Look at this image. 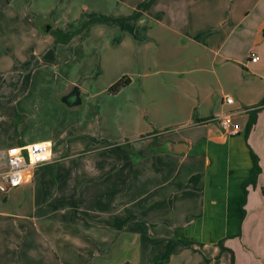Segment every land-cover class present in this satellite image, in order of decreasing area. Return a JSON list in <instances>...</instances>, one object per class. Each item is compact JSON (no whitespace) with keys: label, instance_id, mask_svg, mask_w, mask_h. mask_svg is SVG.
<instances>
[{"label":"crops","instance_id":"0c3cea01","mask_svg":"<svg viewBox=\"0 0 264 264\" xmlns=\"http://www.w3.org/2000/svg\"><path fill=\"white\" fill-rule=\"evenodd\" d=\"M23 1L0 0V172L11 147L53 151L0 189V264H231L219 243L243 236L264 176V0H90L89 17Z\"/></svg>","mask_w":264,"mask_h":264},{"label":"rangeland","instance_id":"374dc122","mask_svg":"<svg viewBox=\"0 0 264 264\" xmlns=\"http://www.w3.org/2000/svg\"><path fill=\"white\" fill-rule=\"evenodd\" d=\"M8 3L10 0H4ZM7 1V2H6ZM71 2V12L73 14L84 13L88 17L94 11L93 6L90 4V0H63V4L69 6ZM89 3L90 9H84L82 4ZM23 5L25 2L20 0ZM38 3V2H37ZM63 4L57 8H61ZM97 15V14H96ZM31 18V17H29ZM2 27V25H0ZM1 36V35H0ZM2 37V36H1ZM68 112V111H67ZM89 117V114H85ZM91 115V114H90ZM74 115L67 113V123L74 121ZM20 121V119H18ZM264 176L261 178L259 185L254 191L253 189L249 192V204L245 208L247 213V219L244 223L243 236L233 237L226 241V246L229 247L234 256L237 257V264H264ZM229 262V260H228Z\"/></svg>","mask_w":264,"mask_h":264},{"label":"built area","instance_id":"2783aa9c","mask_svg":"<svg viewBox=\"0 0 264 264\" xmlns=\"http://www.w3.org/2000/svg\"><path fill=\"white\" fill-rule=\"evenodd\" d=\"M258 57L253 55V62ZM228 104L233 103V98L227 97ZM220 126L225 134L236 136L240 134L241 127L232 120V115L223 116L219 119ZM53 147L50 142H39L9 148L5 168L0 172L3 192L20 186L25 180V172L35 170L49 164L52 160Z\"/></svg>","mask_w":264,"mask_h":264},{"label":"trees","instance_id":"16d2710c","mask_svg":"<svg viewBox=\"0 0 264 264\" xmlns=\"http://www.w3.org/2000/svg\"><path fill=\"white\" fill-rule=\"evenodd\" d=\"M154 0H150L147 5L145 6V9H148L151 4L153 3ZM138 15V14H137ZM136 15V16H137ZM100 21H104V19L100 18V19H95V20H92L90 21L88 24H91V23H96V22H100ZM85 25V27L88 26ZM82 30L78 31V32H75V33H71V34H66L62 31H59L58 33H56V35L59 37V41L62 42V43H68L75 35L79 34ZM131 80L130 78L128 77H125V78H122L121 80H119L118 82H116L111 88H110V92L112 94H116L118 92H120L123 88L127 87L129 84H130ZM264 107V100L262 101L261 103V107L259 108V110ZM257 109H255V111H253L251 113V119L247 125V133L246 134H249V132L251 131V129L253 128L254 124L256 123V114H257ZM112 149L116 152H120V153H127L129 152L130 150V147L129 146H122V145H117V146H112ZM262 170H261V167L259 165V159L257 156H255L253 154V167H252V170H251V174L249 176V178L244 182L243 184V190H244V193L245 195H248V188L250 186L252 187H256L257 186V183H258V178H259V175L261 174ZM243 212H244V209H243ZM241 235V232L239 231L236 235H233V236H230V237H237V236H240ZM219 247L221 249L222 252H225V251H228L230 252L231 254V264H235V256H234V253L231 249L227 248L224 246V242H220L219 243Z\"/></svg>","mask_w":264,"mask_h":264},{"label":"water","instance_id":"95a60500","mask_svg":"<svg viewBox=\"0 0 264 264\" xmlns=\"http://www.w3.org/2000/svg\"><path fill=\"white\" fill-rule=\"evenodd\" d=\"M63 101L69 105V106H75L80 103L79 101V90L77 88H74V90L68 94ZM188 146L184 143L179 144H171L167 146V151L176 153V154H182L187 152Z\"/></svg>","mask_w":264,"mask_h":264}]
</instances>
